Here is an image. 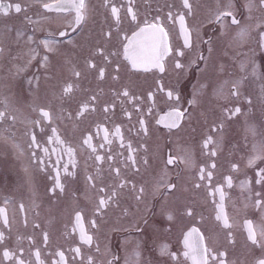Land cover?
Returning <instances> with one entry per match:
<instances>
[{"label":"flooded vegetation","instance_id":"1","mask_svg":"<svg viewBox=\"0 0 264 264\" xmlns=\"http://www.w3.org/2000/svg\"><path fill=\"white\" fill-rule=\"evenodd\" d=\"M2 2L19 3L22 11L0 12V48L4 49L0 55V111L7 113L0 122V209L8 219L5 225L0 216V231L6 237L0 243V264H17L18 259L24 264H59L58 252L64 253L66 264H89L90 257L93 264H192L183 255V239L193 227L203 234L209 249L217 255L227 254L223 257L227 264H256L262 252L247 239L245 222L251 220L255 228L264 225V208L256 206V201H264V180L258 175L264 159L253 166L248 160L256 155L254 145L264 141V135L253 137L247 128L256 125L264 131V47L259 43L264 27L258 26L264 22V13L253 9L249 18L247 0H190L191 14L182 0H134L137 20L133 22L126 13L127 0H112L121 10L117 25L105 0H86L87 19L73 30L74 10L43 7L56 0ZM229 4L241 21L239 26L232 25L230 17L224 23L214 22L217 11ZM181 14L191 31L190 48L184 46L180 33L177 16ZM145 21L161 24L168 33L171 53L163 60V72L156 67L148 71L133 68L125 58V47ZM241 27L249 31L243 41L237 38ZM62 32L67 34L62 36ZM45 40L51 42V51L42 43ZM177 51L184 55L178 56ZM176 60L184 67L177 69ZM88 61L105 69L103 80L96 69L87 67ZM77 71L80 77L74 75ZM234 81L242 82L239 96L230 94ZM68 84L73 92L62 95ZM220 88L223 95L218 94ZM125 89L132 99L119 95ZM168 91L179 100L169 99ZM92 96L97 99L91 100ZM84 104L89 110L80 115ZM108 105L114 108L105 112ZM237 107L240 113L229 118ZM41 108L51 113V122L41 117ZM175 109L184 117L179 127L169 128L166 125L175 119L169 114ZM221 123L223 129L213 132ZM104 129L111 144L104 140ZM32 135L38 147L32 144ZM209 135L215 144L205 149L203 141ZM89 136L95 153L84 143ZM128 144L135 151L130 152ZM212 151L215 156L210 155ZM97 155L104 161L96 160ZM129 156L135 157V166ZM169 156L176 158L172 165L166 164ZM65 165L74 176L65 174ZM115 168L120 169L119 176ZM201 168L204 180L199 179ZM57 170L64 191L57 188L53 193ZM165 170L168 182L176 184L171 191L162 184L157 190ZM89 176L92 181L87 180ZM229 176L231 187L226 183ZM242 182H248L247 187L242 189ZM121 183L125 187L119 188ZM141 187L143 194L138 191ZM217 188L225 194L223 210L231 228H224L216 219L221 204ZM113 191L117 192L114 202L97 213L98 200ZM186 209L192 210V216L186 215ZM77 212L93 238L90 246L80 240ZM169 212L172 221L167 219ZM165 245L178 260L161 255ZM77 247L79 255L73 251ZM5 249L15 254L12 260H4ZM210 264L218 261L210 258Z\"/></svg>","mask_w":264,"mask_h":264},{"label":"snow or ice","instance_id":"2","mask_svg":"<svg viewBox=\"0 0 264 264\" xmlns=\"http://www.w3.org/2000/svg\"><path fill=\"white\" fill-rule=\"evenodd\" d=\"M134 4V0H127V8H126V13L127 15H129L131 17V20L133 22H135L137 20V14L134 11L132 5ZM110 5V12L111 15L114 17L115 19V23L118 25L121 22V18H120V8H118L117 6H115V4H112V0H105V6H109ZM182 6L184 9H186L188 11L189 14L192 13V4L190 3V0H182ZM43 7L48 10V11H68V10H74L75 11V18H74V25H71V27H73V30H75L76 27H79L86 19H87V14H88V6H87V2L86 0H56V2L54 4H44ZM232 5L229 4L226 8H224L223 10L217 11L216 16H215V21L216 23H224L225 22V18L230 17V23L232 25H237L239 26L241 24V21L239 19H237L236 15L233 13L232 9ZM14 8L16 13H20L22 11V6L19 3H16L15 5L13 4H4L2 2V0H0V12H2L4 15L8 14V11L10 9ZM245 8L248 10L249 12V18H251V12L253 11V9H258L259 11H261L262 13H264V0H247V3L245 4ZM168 18L171 20L172 19V14L169 13L168 14ZM177 19L179 20V25H180V33L184 38V46L185 47H191V31L190 29L187 27L186 24V20H185V15L181 14L177 16ZM259 27H264V22H261L259 25ZM67 33L62 32L61 35H66ZM108 36H111V33H107ZM249 35V31L247 28L241 27L237 33V38L240 39L241 41L245 40ZM31 39V38H29ZM127 39V37H126ZM42 43L44 44V46L46 48H48L49 51H51L52 49L49 47V44L51 43L50 41H42ZM259 43L261 47H264V32H261L259 34ZM101 55L103 54L102 50H99ZM4 52V49L0 48V55H2ZM171 53V47L168 43V33L167 31L164 29V27L159 24V23H150L148 21H145L144 26L140 27L139 31L136 32L132 39L129 40L127 47H125L124 49V55L125 58L127 60L130 61L131 65L133 68H142L145 71H148L150 68L152 67H156L158 68L161 72H163L164 69V64H163V60L166 56H168ZM114 55V53H113ZM177 55L178 56H183L184 53L183 51H177ZM44 61L46 62L48 60V57L45 56ZM105 60H108L107 56H104ZM200 59H203V56L200 57ZM87 67L90 69H96L97 71V75L98 78L100 80H103L105 77V69L103 67H100L97 69V66L95 63H93L92 61H88L87 62ZM175 67L177 69L183 68L184 65L182 63H180L179 60L175 61ZM23 69H18L19 71H22ZM116 71H119V68L116 69ZM74 75L76 77H80L81 73L80 72H74ZM113 79H118V76H113ZM31 83V81L29 82ZM242 82L241 81H234L232 83V86L230 88V94L232 96H239V87L240 84ZM219 95H223V88H220L217 90ZM264 91V90H262ZM73 92V86L71 84L66 85L63 88V92L62 95H69ZM119 95L128 97L129 99H132L133 97L130 95L129 91L127 89L123 90L122 92L119 93ZM167 96L169 99H173L175 98L176 100H179V96H175L172 91H168L167 92ZM97 99L96 96H92L91 100L95 101ZM249 104H251V100L248 101ZM191 103H195V100L191 101ZM111 108H114V105H108L104 108L105 112H108ZM89 110V105L88 104H84L82 106V109L80 111V115H83L84 112ZM94 110V109H93ZM241 109L240 108H235L234 110H232L229 113V118H231V116H234L238 113H240ZM39 112L41 114V117L43 119L48 120L49 122H51L52 120V115L49 111L41 108L39 109ZM130 115V114H128ZM170 116H174L175 119L173 120V122L169 125H166L167 127L171 128V127H179V122L180 120L184 117V113L182 111H180L179 109H175L174 112L169 114ZM7 116L6 111H0V122H2ZM13 120H15V117L12 118ZM35 123H39V121H35ZM142 129L144 131L145 134H147V128L144 126V121L141 120L140 121ZM223 129V124L221 123L219 125V128H213L212 131L216 132L218 130H222ZM116 135L120 137L121 140V146H124V142H123V137L120 134V129L117 127L116 128ZM53 134H56V129L53 128L52 129ZM247 132L252 135L253 137L257 136V135H264V131H261L257 128L256 125H249L247 128ZM104 140L108 143L111 144V140H109L108 138V130L104 129ZM56 139L58 142L63 143V141L59 140V137L56 136ZM32 140V144L36 145V138L35 135H32L31 137ZM92 137L89 136L87 139L84 140V143L86 145H88L89 148H91V150L95 153L96 152V146H94L91 143ZM215 141L213 139V137L211 135H209L204 141H203V148L207 149L209 147V145H214ZM37 147L39 145H36ZM104 144H101L100 147H104ZM128 149L130 152L135 151L134 149H132L131 144L127 145ZM254 151L256 152V155H254L253 157H251L248 160V164L249 166H253L257 160L259 159H264V141H261V143L259 145H254ZM45 154L47 155L48 153V149L45 148L44 149ZM69 155L71 156L72 150L68 149ZM33 155H35V153H33ZM210 155L215 156L216 152L212 151L210 153ZM109 160L112 159L111 156L108 157ZM128 159L131 160L132 165L135 166L136 164V159L134 156H129ZM96 160L103 162L104 161V157L97 155L96 156ZM176 162V158L169 156L168 159L166 160V164L167 165H172ZM184 163H187V160L183 161ZM42 163V161H41ZM144 164H148V160L145 159L144 160ZM212 168H215L216 165L215 163H213L211 165ZM233 169L234 170H238V166L237 165H233ZM138 170V169H137ZM113 171H115L116 175L119 176L120 175V169L119 168H115L113 169ZM64 172L66 175L69 176H74V173L69 172L68 171V167L67 165H65L64 167ZM258 175L261 177L262 180H264V169L261 170V172L258 173ZM213 176V173L211 171L207 172V178L209 181H211ZM60 173L59 170H57L56 173V177H55V187L51 189V191L53 193H55L56 189L58 188L61 192L64 191V185L61 184L60 182ZM199 179L200 180H204L205 179V170L203 168L200 169V173H199ZM88 181H92L93 177L89 176L87 177ZM226 183L228 187L232 186V178L231 176L226 177ZM257 183H260V180H257ZM161 184L166 187L168 190H173L176 188V184L174 183H169L168 182V172L167 170H165L164 175L161 177L160 183L157 184V190H159ZM248 182H242L241 183V188H245L247 187ZM197 188L200 187V184H196L195 185ZM92 187H95V184H92ZM119 188H123L125 187L124 183H121L119 186ZM133 189H135V185H133ZM99 191L101 192H105L104 188H100ZM139 193L143 194L144 189L143 187H141L139 190ZM217 192L220 193V200H221V204L218 206L220 208V211L217 213L216 219L221 221L223 224L224 228H231L232 225L229 222V219L227 217V214L224 212L223 210V200H224V192L222 188H217L216 189ZM257 196L260 195V193H256ZM117 196V192L113 191L111 193V195L107 196V198L101 197L98 200V205L96 208V212L100 213L101 211H103L106 207L109 206V204L111 202H114V198ZM140 197L138 196L137 199H139ZM256 206L260 207V208H264V201H256ZM23 207V206H21ZM186 215L188 216H192V210L191 209H186L185 210ZM0 216L3 217V222L5 225L8 224V219H7V214L5 212V210L0 209ZM167 219L169 221H172L174 219V216L169 212L167 213ZM92 227L96 228V222L95 220H93L92 222ZM246 224V228H247V239L251 242V244L253 246H258L262 252V257L258 258L256 261V264H264V225L260 226L259 228H255L253 226V222L251 220H247L245 222ZM37 227H39V225H36ZM76 228L79 229L80 231V240L86 244V245H91L93 242V238L91 235H88V233L85 231V229L83 228L82 225V214L80 212L76 213ZM76 228L73 229V231L76 230ZM229 238H231V233L228 234ZM259 237V239H258ZM5 234L4 232L0 231V243H2L5 240ZM44 241L47 242L48 240V235L47 233H44ZM204 236L203 234L200 232V230L198 228H191L184 236L183 239V246L185 251L183 252V255L186 259H189L192 261V264H210V258L213 261H218V264H227V260L223 259V257H226V253L225 252H220L218 255L213 252L211 249H209L205 242H204ZM233 242L234 241H230ZM73 251L79 255L80 254V248H75L73 249ZM36 258L38 261H40V252L37 251L35 253ZM57 255L60 257V261L59 264H66L65 261V256L63 252H58ZM161 255H167L170 256L171 259L173 260H178V257L176 256L175 253H171L168 251L167 246H163L161 248ZM15 254L12 251H9L7 249L4 250L3 252V258L4 260H12L14 258ZM17 264H24V261L22 259H18L17 260ZM40 264H43V261H40ZM89 264H93V261L91 259V257L89 258Z\"/></svg>","mask_w":264,"mask_h":264}]
</instances>
